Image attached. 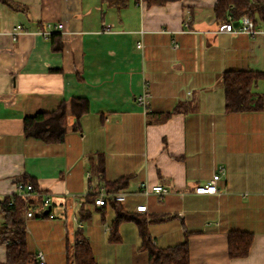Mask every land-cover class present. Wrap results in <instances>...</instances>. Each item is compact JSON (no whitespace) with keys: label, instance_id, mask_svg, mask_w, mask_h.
<instances>
[{"label":"crops","instance_id":"crops-1","mask_svg":"<svg viewBox=\"0 0 264 264\" xmlns=\"http://www.w3.org/2000/svg\"><path fill=\"white\" fill-rule=\"evenodd\" d=\"M13 1L19 8L0 0V199L25 176L52 196L49 207L33 196L34 216L24 214L29 251L46 264H73L85 237L99 264H149L136 222L109 240L114 207L87 196L93 183L128 176L123 206L149 220L156 246L187 237L190 264H264V106L227 111L223 82L228 70L264 72V20L255 35L221 31L217 0ZM50 24H62L51 32L60 50L43 34ZM145 89L148 111L138 102ZM253 91L264 98V77ZM73 96L90 110L76 124L68 116L63 141L25 134L26 116ZM219 170L217 193L195 192ZM143 183L168 193L143 194ZM230 230L253 233L246 256L229 255Z\"/></svg>","mask_w":264,"mask_h":264},{"label":"trees","instance_id":"trees-1","mask_svg":"<svg viewBox=\"0 0 264 264\" xmlns=\"http://www.w3.org/2000/svg\"><path fill=\"white\" fill-rule=\"evenodd\" d=\"M14 8L19 5L13 0H1ZM104 1V0H103ZM113 5H125L127 0H105ZM149 4H162L168 0H146ZM252 2L251 0H217L215 13L221 20L226 18V12L230 4H235V15L248 13L255 21L259 18L264 20V4ZM59 33L50 34V38L56 41V50H60L63 44L59 38ZM264 77V72L253 70H228L223 74L225 88V109L227 111H245L262 108L264 98L255 94L253 87L257 81ZM90 103L87 98L73 96L64 99L57 108L48 111H39L24 118V131L27 136H32L46 142H60L65 138L69 128L67 119L73 115L76 123L79 118L89 112ZM75 126V125H73ZM25 181L31 182L35 190L39 191L36 181L30 177H22ZM129 177H121L106 184L109 191H119L128 184ZM94 201V197L88 196ZM32 201L29 202V206ZM115 210V217L112 224L109 240L119 241V226L125 221L136 222L139 235L142 240L141 247L148 251L149 264H190V245L186 239L176 245L168 247H158L152 242L148 230L149 220L138 213L127 210L121 203H111ZM106 206V205H103ZM26 202L21 196H5L0 199V214L3 221L0 226V243L6 244L7 259L0 264H39L37 256L29 251L27 247V226L25 221ZM47 215V214H46ZM163 217L152 220H162ZM229 255L231 257H243L249 253L253 233L241 230H230ZM73 264H99L89 241L81 237L73 248Z\"/></svg>","mask_w":264,"mask_h":264},{"label":"built area","instance_id":"built-area-1","mask_svg":"<svg viewBox=\"0 0 264 264\" xmlns=\"http://www.w3.org/2000/svg\"><path fill=\"white\" fill-rule=\"evenodd\" d=\"M252 2H257V0H251ZM260 3L264 4V0H261ZM236 9L235 4H230L228 7V13L226 15V19L224 23L222 24L221 31L224 32H230V33H247L250 35H255L263 30L257 25L256 21L248 14L244 13L241 15H235L234 10ZM62 27V24H50L48 29L43 31V34L45 36H49L52 30L54 29H60ZM23 30V26L21 24H17L14 30V38L17 37V35ZM107 30H110V26L107 27ZM138 47H142L143 44L141 42H138ZM151 100V93L148 90H144L139 96H138V102L143 106L145 111L149 110ZM90 175V174H89ZM221 176V170L218 172H215L212 179L206 182L205 184H200L195 187V192L197 193H217L218 192V186L217 181ZM15 187L16 190L13 194H10L12 201L14 199V196H21L24 198L26 202V218L34 216L33 211L31 210V205L29 206V202L31 201V198L37 194H42L43 196V204L45 206H50L52 204V196L48 192H41L37 191L34 188L33 183L25 181L23 178H18L15 181ZM141 192L143 194H151V193H158V194H166L168 193V189L161 185V184H155L150 186L147 183L141 184ZM74 198H76L75 194H72ZM87 196L94 197V203L98 206L103 205H110L111 203H121L124 204L127 201V193L125 191L119 190V191H109L106 188L105 184H97L93 183L91 184V187L87 193ZM31 204V203H30ZM147 205L141 204L137 206V211H146ZM51 215L52 213H46L41 212L39 216L44 215ZM106 229L110 230L111 226L106 224ZM37 261L39 264H46L43 254L40 252L37 255Z\"/></svg>","mask_w":264,"mask_h":264}]
</instances>
